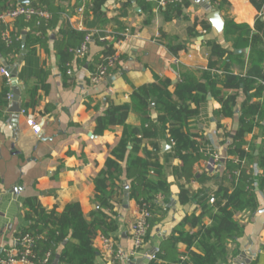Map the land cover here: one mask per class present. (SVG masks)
<instances>
[{"label": "crops", "instance_id": "obj_1", "mask_svg": "<svg viewBox=\"0 0 264 264\" xmlns=\"http://www.w3.org/2000/svg\"><path fill=\"white\" fill-rule=\"evenodd\" d=\"M47 1L61 16L47 35L40 37V43H31L27 48V38L33 30L24 26L23 21L13 25L14 33L20 34L22 40L19 54L6 52L0 35V69L7 68L17 78L22 111H25V114H13L9 111L11 104L2 105L6 78L0 74V257L4 249L19 246L18 234L29 226L24 217V202L29 198H37L46 211L57 213L79 203L87 218L100 209L95 202L94 179L106 169L111 151L118 145L125 128L142 130L144 123V116L132 111L125 126L97 134V119L109 109L131 105L135 92L154 84L158 77L170 80L169 90L174 93L181 66L204 68L221 78L225 72L246 75L255 63L264 69V6L258 11L249 0H228L230 7L220 11L225 23L221 33L208 21L210 11L200 5L205 0H176L180 4L188 2L189 6L178 18L170 9L171 20L165 15L168 9L155 6L152 12H146L137 0H106L102 16L92 11L96 0ZM16 5H22L20 0H0L2 8ZM80 24L83 31L79 30ZM207 24L211 25L210 29L205 28ZM73 32L92 33L93 40L85 60L79 59L77 52H70L77 70L74 77H69L59 51ZM214 43L226 51L222 57L211 55ZM107 46L112 47L111 55L118 52L122 61L103 83L94 86L89 73L101 61ZM178 46L183 50L175 56L172 49ZM9 84V93L13 95L12 81ZM156 96L154 93L153 98ZM246 100L247 95L240 92L237 113L220 120L215 118V112L221 104L211 97L205 104H191L197 114L186 120L190 134L197 141H207L210 151L222 163L229 157L231 138L240 126L239 110ZM155 108L156 101L151 105V109ZM30 116L42 127L39 135L27 124ZM157 116V112L151 113L153 119ZM257 122L264 125V120ZM171 128V123L160 127L157 139L143 142V149L148 152H153L154 144L158 147L157 161L163 167L165 155L172 148L168 140ZM245 140L248 149L251 145L264 149V129L256 127ZM207 163L201 160L195 164V179L190 181L180 175L179 159L166 166L164 174L170 184V194L160 195L156 200L153 218L158 221L150 230L144 250L115 262L102 241L96 238L93 246L97 264H148L146 254L154 257L185 218L201 214V205L195 198L207 186L203 178L208 172ZM121 166L125 169L127 163ZM130 185L125 181L124 192L118 195L120 204L114 211L119 228L109 236L116 251L125 253L133 247L132 226L139 210L138 203L130 198ZM209 186L215 190L217 185ZM183 189L189 191L185 202L180 198ZM248 195L259 207L256 212L237 215L236 219L245 225V232L237 242L227 244L230 257L226 264H235L242 255L241 264H248V253L255 255L250 264H264V196L256 184L249 188ZM204 224L210 225V218ZM179 251L187 252L186 245L180 244Z\"/></svg>", "mask_w": 264, "mask_h": 264}, {"label": "trees", "instance_id": "obj_2", "mask_svg": "<svg viewBox=\"0 0 264 264\" xmlns=\"http://www.w3.org/2000/svg\"><path fill=\"white\" fill-rule=\"evenodd\" d=\"M30 6L37 10H48L51 18L46 20L33 17L30 20L20 18L24 26L33 30L27 38V48L31 43H40L41 36L45 37L47 31L56 25L61 14L55 12L47 0H29ZM106 0H96L92 11L102 16V6ZM260 11L263 9L264 0H249ZM137 3L146 12H152L156 1ZM212 8L223 11L230 7L228 0H210ZM189 6L174 3L165 11L166 18L171 20L170 9L183 15V9ZM0 9H5L0 7ZM172 10V11H173ZM17 21V22H18ZM227 25H231L227 21ZM210 29L211 25H205ZM39 34V35H38ZM38 35V36H37ZM86 33L70 34V39L63 44L59 51L62 64L67 69V64L72 62L70 52H77L82 45ZM6 52L19 54L22 47L20 34H15V41L11 47L3 42ZM213 57H222L226 51L217 44H211ZM111 48L106 47L102 58L110 57ZM182 46L172 49L177 56ZM77 54V53H76ZM93 70V69H92ZM67 71V70H66ZM172 82L168 79L157 78V81L146 88L138 89L134 94L131 105L109 109L103 117L97 119V134L112 130L116 126H125L129 114L137 111L144 116L142 130L125 128L124 134L118 145L111 151V157L106 162V169L95 179V202L100 209L87 218L79 203L68 205L62 213L55 210L46 211L37 198H29L24 202V217L29 226L23 229L18 237L31 235L34 238V254L38 259H44L51 253V263L56 259L59 264H97V251L93 241L99 234L111 236L118 231L117 213L115 207L120 204L118 195L124 192L125 181L130 182L129 195L139 207L149 206L152 212L150 219L151 229L158 219L153 218V209L158 196L170 194V184L164 169L170 167L174 159L181 161L180 175L188 181L195 179L193 168L201 160L210 161L215 155L212 153L207 141H197L189 132L186 120L196 115L191 104H205L208 98L218 101L221 108L215 112V118L233 117L238 110L239 93L247 95V100L242 104L240 112V126L231 138L229 157L222 163H216V171H208L203 178L204 187L195 200L201 205V214L187 217L177 226L171 236L163 242L160 250L148 264H226L230 257L227 244L229 241H238L244 236L245 225L237 219L242 212H256L257 201L249 198L248 190L256 184L264 196V149L258 150L251 145L247 151L245 137L252 133L256 127H262L257 120H264V69L257 63L253 64L246 75H235L225 72L223 77H216L211 71L204 68H180V80L176 90L171 93L169 88ZM9 81H4L2 105L7 106ZM156 97L153 98V94ZM156 99V100H155ZM257 99V101H253ZM156 101V108L151 105ZM155 111L156 119L151 117ZM169 123L172 128L169 135L171 151L165 155L163 167L157 161L158 147L153 145V152L143 149L145 140H154L159 137L160 127L165 128ZM143 153V157L139 154ZM258 152V153H257ZM127 163L125 169L121 163ZM254 165L260 169L254 175ZM216 184L212 190L210 184ZM204 184V185H205ZM189 191L182 190L181 202H185ZM215 203L211 204L210 199ZM210 218L211 224L205 225L204 220ZM189 229V230H188ZM192 230H196L191 233ZM148 239V237H147ZM185 244L187 252L181 253L179 245ZM21 248V245L19 246ZM195 248L196 250H194Z\"/></svg>", "mask_w": 264, "mask_h": 264}, {"label": "built area", "instance_id": "obj_3", "mask_svg": "<svg viewBox=\"0 0 264 264\" xmlns=\"http://www.w3.org/2000/svg\"><path fill=\"white\" fill-rule=\"evenodd\" d=\"M145 2H154L156 1L158 8L161 10H165L169 5L176 3V0H138ZM80 13L83 10H79ZM41 17L46 20L51 18L50 13L47 10H37L30 6L16 5L9 6L5 9H0V35L2 41L6 44L7 47H11L15 41V33H14V23L18 21L20 18H25L26 20H30L33 17ZM79 30L83 31V25H79ZM206 33V31L204 32ZM93 40V34L87 33L85 35L84 41L80 48L77 51V56L81 60H85L90 52V44ZM122 59L118 52L110 55V57L102 58L101 61L93 66V70L89 73V79L92 85H100L103 83L111 70L115 69L120 63ZM178 62V61H177ZM77 66L75 63L67 64V75L69 77H74L76 74ZM0 74L5 77L9 82L12 81L13 75L7 68H1ZM13 99L12 93H8L7 101L8 105L11 104ZM22 114H25V111H22ZM28 126L32 129L35 135H39L41 133L42 127L41 125L34 119L33 116L28 117L27 119ZM248 151V148H246ZM221 161L217 155H214L213 158L208 161V171H216L217 165L216 163ZM260 173V169L254 165V175H258ZM210 203L214 204L215 199L211 198ZM152 218V212L149 206L144 205L143 207H139L136 220L132 226V250L129 253H125L122 250L116 251L114 248L113 241L110 237L99 234L97 238H99L104 246L107 248L109 253L114 257L115 262H119L123 258L134 257L140 254L147 243V237L149 236L151 225L150 219ZM19 246L21 248L14 247L11 249H4L3 253L0 257V264H50L51 263V253H47L44 259H38L34 254V238L31 235H25L18 240ZM145 258L152 260L153 257L149 254L145 255Z\"/></svg>", "mask_w": 264, "mask_h": 264}, {"label": "water", "instance_id": "obj_4", "mask_svg": "<svg viewBox=\"0 0 264 264\" xmlns=\"http://www.w3.org/2000/svg\"><path fill=\"white\" fill-rule=\"evenodd\" d=\"M21 4H29V0H20ZM200 5L206 10V11H210L209 15H208V21L211 23L212 27H214L216 29V31L218 33H221L224 29L225 23L224 20L221 17V13L220 11L212 8V6L210 5L209 2H207L206 0L203 2H200ZM12 85L14 86V93H13V99H12V103H11V107H10V113L13 114H19L22 112V103H21V95H20V89L18 88V81L17 78L15 76H13L12 78ZM224 161V160H222ZM17 189L14 190V193H17ZM1 215V213H0ZM250 256V260L248 261V264L251 263V260L254 259L255 255L254 254H250L248 253ZM244 258V255H242L239 259H237L235 261V264H241L242 260ZM139 263H142V261L140 260ZM54 264H59V260L56 259V261L54 262Z\"/></svg>", "mask_w": 264, "mask_h": 264}]
</instances>
